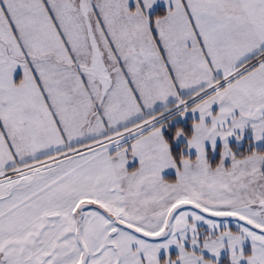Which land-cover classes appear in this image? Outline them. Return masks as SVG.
<instances>
[{
  "label": "snow or ice",
  "instance_id": "6c2138e0",
  "mask_svg": "<svg viewBox=\"0 0 264 264\" xmlns=\"http://www.w3.org/2000/svg\"><path fill=\"white\" fill-rule=\"evenodd\" d=\"M0 264H264V0H0Z\"/></svg>",
  "mask_w": 264,
  "mask_h": 264
}]
</instances>
